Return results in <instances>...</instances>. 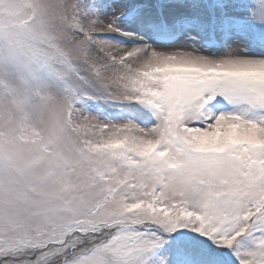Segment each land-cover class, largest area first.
<instances>
[{
  "label": "snow or ice",
  "instance_id": "snow-or-ice-1",
  "mask_svg": "<svg viewBox=\"0 0 264 264\" xmlns=\"http://www.w3.org/2000/svg\"><path fill=\"white\" fill-rule=\"evenodd\" d=\"M0 264H264V0H0Z\"/></svg>",
  "mask_w": 264,
  "mask_h": 264
}]
</instances>
